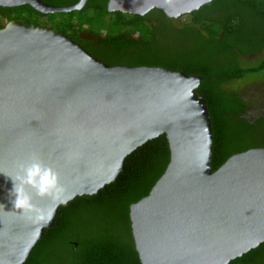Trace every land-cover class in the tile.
I'll return each mask as SVG.
<instances>
[{
	"label": "water",
	"instance_id": "obj_1",
	"mask_svg": "<svg viewBox=\"0 0 264 264\" xmlns=\"http://www.w3.org/2000/svg\"><path fill=\"white\" fill-rule=\"evenodd\" d=\"M88 1L0 0V7L51 15ZM214 1L109 0L108 10L142 17L161 10L177 20ZM202 81L164 67L110 66L51 28L12 21L1 29L0 264H25L61 206L114 183L128 156L163 135L169 166L130 207L142 264H231L264 244V148L213 172ZM34 163L56 176L54 187L22 182Z\"/></svg>",
	"mask_w": 264,
	"mask_h": 264
},
{
	"label": "trees",
	"instance_id": "obj_2",
	"mask_svg": "<svg viewBox=\"0 0 264 264\" xmlns=\"http://www.w3.org/2000/svg\"><path fill=\"white\" fill-rule=\"evenodd\" d=\"M58 7L81 0H43ZM109 0H89L81 11L45 15L29 5L0 7V30L9 22L36 28L35 17L110 66H151L202 76L197 92L206 99L214 129L213 172L233 155L264 148V114L248 119V103L233 80L264 74V60L242 57L264 51V0H215L188 16L170 19L154 10L142 17L111 13ZM52 23V22H51ZM171 160L166 135L149 141L125 160L118 179L93 196L61 206L25 264H142L130 207L148 196ZM231 264H264V244Z\"/></svg>",
	"mask_w": 264,
	"mask_h": 264
},
{
	"label": "rangeland",
	"instance_id": "obj_3",
	"mask_svg": "<svg viewBox=\"0 0 264 264\" xmlns=\"http://www.w3.org/2000/svg\"><path fill=\"white\" fill-rule=\"evenodd\" d=\"M180 20V19H179ZM34 21L39 23V26L45 28H55L53 21L44 17H35ZM52 22V23H51ZM190 22L188 17H182L178 26L183 23ZM56 29V28H55ZM243 63L254 64L264 60V51L254 56L242 57ZM228 88L231 90L239 91L248 103V119H254L257 116L264 114V74L247 77L242 80H233L228 83Z\"/></svg>",
	"mask_w": 264,
	"mask_h": 264
},
{
	"label": "clouds",
	"instance_id": "obj_4",
	"mask_svg": "<svg viewBox=\"0 0 264 264\" xmlns=\"http://www.w3.org/2000/svg\"><path fill=\"white\" fill-rule=\"evenodd\" d=\"M22 182H26L35 186L37 183L40 185V190L44 191L48 187H54L57 183V178L50 170H45L39 164H32L27 169H24V178ZM15 191V184L14 190ZM17 197L22 205L27 204V198L24 196L23 191L17 192Z\"/></svg>",
	"mask_w": 264,
	"mask_h": 264
},
{
	"label": "flooded vegetation",
	"instance_id": "obj_5",
	"mask_svg": "<svg viewBox=\"0 0 264 264\" xmlns=\"http://www.w3.org/2000/svg\"><path fill=\"white\" fill-rule=\"evenodd\" d=\"M263 115V114H262Z\"/></svg>",
	"mask_w": 264,
	"mask_h": 264
}]
</instances>
